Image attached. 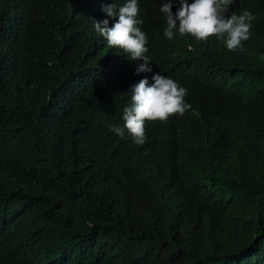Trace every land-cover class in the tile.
Here are the masks:
<instances>
[{"label": "trees", "instance_id": "16d2710c", "mask_svg": "<svg viewBox=\"0 0 264 264\" xmlns=\"http://www.w3.org/2000/svg\"><path fill=\"white\" fill-rule=\"evenodd\" d=\"M126 0H0V264H264V43L243 52L157 40L151 72L93 21ZM257 15L264 0H234ZM169 75L191 109L123 127L131 87Z\"/></svg>", "mask_w": 264, "mask_h": 264}, {"label": "clouds", "instance_id": "9594fccd", "mask_svg": "<svg viewBox=\"0 0 264 264\" xmlns=\"http://www.w3.org/2000/svg\"><path fill=\"white\" fill-rule=\"evenodd\" d=\"M158 17L153 22L157 40L168 50L176 47V38L189 37L197 43L226 47L229 52H243L244 44L251 40L264 43L257 35L255 12L234 5V0H154ZM102 11L114 19L93 21L95 32L103 37L108 48L124 53L130 61H143L136 74L151 72L147 36L138 27L143 21L139 15L138 0H126L117 8L107 4ZM192 41V40H191ZM130 104L123 108V127L108 125L109 131L123 138L125 132L134 144L146 142V123H167L173 116H183L191 109L186 102L187 89L169 75L159 72L152 75V83L141 79L131 89Z\"/></svg>", "mask_w": 264, "mask_h": 264}]
</instances>
